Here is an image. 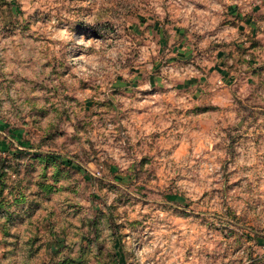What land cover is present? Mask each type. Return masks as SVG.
<instances>
[{
	"label": "rangeland",
	"instance_id": "374dc122",
	"mask_svg": "<svg viewBox=\"0 0 264 264\" xmlns=\"http://www.w3.org/2000/svg\"><path fill=\"white\" fill-rule=\"evenodd\" d=\"M0 264H264V0H0Z\"/></svg>",
	"mask_w": 264,
	"mask_h": 264
},
{
	"label": "crops",
	"instance_id": "0c3cea01",
	"mask_svg": "<svg viewBox=\"0 0 264 264\" xmlns=\"http://www.w3.org/2000/svg\"><path fill=\"white\" fill-rule=\"evenodd\" d=\"M194 81H196V80L194 79Z\"/></svg>",
	"mask_w": 264,
	"mask_h": 264
}]
</instances>
